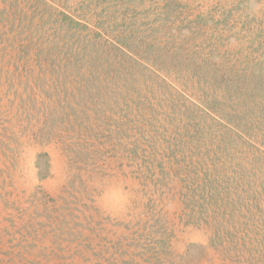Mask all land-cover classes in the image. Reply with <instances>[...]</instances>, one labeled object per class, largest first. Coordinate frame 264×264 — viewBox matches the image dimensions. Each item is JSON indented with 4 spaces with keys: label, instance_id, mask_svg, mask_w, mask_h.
I'll list each match as a JSON object with an SVG mask.
<instances>
[{
    "label": "rangeland",
    "instance_id": "374dc122",
    "mask_svg": "<svg viewBox=\"0 0 264 264\" xmlns=\"http://www.w3.org/2000/svg\"><path fill=\"white\" fill-rule=\"evenodd\" d=\"M0 264H264V0H0Z\"/></svg>",
    "mask_w": 264,
    "mask_h": 264
}]
</instances>
